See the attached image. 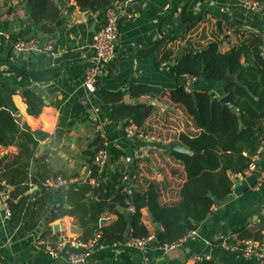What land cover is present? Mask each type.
<instances>
[{
  "label": "crops",
  "instance_id": "1",
  "mask_svg": "<svg viewBox=\"0 0 264 264\" xmlns=\"http://www.w3.org/2000/svg\"><path fill=\"white\" fill-rule=\"evenodd\" d=\"M54 1L61 7V23L58 26L55 23V30L51 33L40 30L43 36L39 37V30H34L33 23L30 30L26 28L27 19L31 17L26 10L27 0H0V98L14 115L16 112L20 114L21 123L48 134L39 141L35 155L43 159L40 162L31 160L29 172L35 173L41 163H45L51 173L78 174V179L70 177L61 185L54 182L56 177L52 175L46 180H53L49 186L54 195L75 188L85 191L86 196L91 192L82 186L87 177H82L86 165L81 153L88 141L98 135L103 143L123 153L110 167L122 168L124 180H133L134 191L155 182L161 188L159 202L176 204L186 174L181 162L173 155L176 151H170L168 143L179 141L182 133L195 134L199 130L187 117L184 108L172 103L167 96L134 97L129 88L132 84H146L165 91L179 87L180 76L171 71L170 62L184 47L187 50L182 57L187 51L215 40L220 52L228 51L249 34L260 35L264 42V0H259L263 4L259 11L245 9L242 5L245 0H134V7L125 0H115L107 9L118 15L119 34L114 58L100 68L92 92H88L83 84L85 70L93 65L90 41L92 33L104 22L107 10L82 11L74 6V0ZM180 18L187 22L181 25ZM177 25L181 26L180 34L171 40ZM17 39H32L39 47L49 46L51 49L15 54L12 43ZM166 51L172 52V60H162ZM47 68L56 70L57 76L44 82L27 80L18 73V70L41 71ZM225 85L224 81L200 80L194 88L213 98H221ZM100 88L120 93L121 100L106 102L99 94ZM27 89L43 100L38 116L27 113L23 96ZM125 95L133 100L132 104L146 103L154 107L142 126V133L154 138L128 137L125 133L127 126H123L127 120L112 119L111 111L124 104ZM82 97H87V103L91 105V112L86 108L91 120L69 126L72 106ZM57 127L65 130L59 145L55 143ZM17 153L15 145H0V164H6ZM257 166L261 173L253 186H249L245 178L234 179L232 172H228L234 184L226 197L230 200L221 205L216 201L207 216L201 222H195L196 229L178 242L157 247L152 240L142 248L131 245L128 240L113 245H94L87 264H195L202 258L220 264H264L254 257L245 258L239 253L222 250L216 243L237 230H260L264 235V153ZM90 183L97 184L93 179ZM7 187L12 189L9 185ZM91 195L97 203V197ZM86 202L91 203L87 196ZM49 214L40 218L34 228L27 229L6 216L0 196V264H68L64 257L50 255L46 246L57 240L77 239L80 234L69 233L67 227L78 224L69 215L49 222ZM100 218L106 219L105 224H108L116 219V215L105 211ZM141 220L149 233L155 235L156 222L147 207L141 209ZM56 224L65 225L66 229L55 230L53 226Z\"/></svg>",
  "mask_w": 264,
  "mask_h": 264
},
{
  "label": "trees",
  "instance_id": "2",
  "mask_svg": "<svg viewBox=\"0 0 264 264\" xmlns=\"http://www.w3.org/2000/svg\"><path fill=\"white\" fill-rule=\"evenodd\" d=\"M74 6L82 11L97 12L107 10L115 0H74ZM31 7L30 16L33 19L34 30L51 33L55 30V23L61 16V7L54 0H27ZM187 20L180 18V24ZM181 26H174L175 39L180 34ZM172 52L166 51L162 60H172ZM244 58V61H242ZM177 76L202 74L203 81H223L227 73L236 75L237 81L224 86V95H228L232 105L239 108L235 113L231 107L222 104L219 98L211 97L205 91H199L192 86L187 92L185 86L165 91L162 88L146 84H132L129 88L131 96H167L172 103L184 108L187 117L192 120L199 132L195 134L179 135V142L193 151V154L175 152L173 155L181 162L186 174L179 194L180 200L176 204L163 205L159 202L160 186L149 182L144 189L140 188L130 195L125 186L124 170L111 169L106 163L102 171L93 159L99 148L104 146L102 139L95 135L88 141L81 153L84 164L88 167L87 178L82 186L89 190L97 203H87L85 191L69 188L54 195L52 187L46 184L50 175L60 176L65 180L78 177V174L67 175L63 172L51 173L45 163L30 173L31 160L36 158L39 141L48 134L40 129H31L26 123H21L0 98V145H15L18 153L9 162L0 164V181L12 189H8L7 199L10 219L19 222L27 229L35 227L37 221L49 214V222H53L64 215L73 217L76 223L83 227V232L77 240L84 243L95 238V246L113 245L119 241L144 238L150 233L141 220V209L147 207L153 222L161 226L156 239L157 247L172 245L188 233L196 229V223L201 222L209 213L210 207L216 201L225 199L231 192L232 181L228 172H241L250 163V155L260 144L264 134V42L260 35L249 34L243 41L226 52H220L218 42L211 41L199 49L187 51L182 59L171 67ZM27 80L44 82L57 76L54 69L41 71L18 70ZM99 94L106 102H119L120 93H113L104 88ZM27 113L38 116L43 100L36 93L27 89L23 92ZM154 107L151 104L136 103L122 104L111 111L113 120L127 121L123 126L134 125L137 133L143 132L142 126L151 115ZM91 120L86 107L81 102L72 106L69 126L80 121ZM139 131V132H138ZM111 163L120 160L123 153L114 146L108 147ZM43 162V161H42ZM96 181V185L90 183ZM102 183L104 185H102ZM264 184V181H263ZM36 186L35 189H32ZM3 188V185H0ZM212 194L213 200L208 195ZM115 203L125 209L132 208L130 220L109 207ZM65 204L70 205L67 209ZM110 211L116 219L108 224L99 225L101 214ZM93 223V226L89 224ZM264 231V229H263ZM241 237L259 239L262 231H236ZM216 243H220L217 241ZM215 243V244H216ZM195 264H220L215 260L202 258Z\"/></svg>",
  "mask_w": 264,
  "mask_h": 264
},
{
  "label": "built area",
  "instance_id": "3",
  "mask_svg": "<svg viewBox=\"0 0 264 264\" xmlns=\"http://www.w3.org/2000/svg\"><path fill=\"white\" fill-rule=\"evenodd\" d=\"M134 0H125L126 2H133ZM243 7L247 10L259 11L263 4L259 0H245L242 3ZM109 9V8H108ZM104 22L99 26L91 36L90 50L92 52L93 65L85 70L84 86L88 92H92L95 89L97 78L99 75L100 68L108 65L114 58L115 43L118 38V15L113 11L107 10L104 15ZM13 51L15 54L32 52L35 50H50L51 47H39L35 40L32 39H17L12 43ZM186 79L184 86L187 92L192 90V86L197 81L196 76L183 75ZM126 136L128 137H140V138H154L153 136L146 135L142 132L137 133L134 126L130 125L125 128ZM108 143L104 142V146L99 148L93 159L94 163L98 166L99 171H102L106 165V158L109 155ZM264 153V134L261 138L260 144L257 146L255 151L250 155L249 165L241 172H233L231 176L234 179H244L251 175L255 171L261 170L257 166L259 157ZM88 174V173H87ZM264 177V175L262 176ZM78 179V177H74ZM126 179V177H124ZM67 180L60 176L54 179V182L58 185L66 183ZM94 181V180H93ZM47 185H52L53 180H46ZM0 196L3 199L5 205V214L10 217V211L7 204L8 187L4 181H0ZM234 185V184H232ZM190 235V234H189ZM100 238V233H96L95 238L89 242L84 243L77 239H62L47 245L46 250L52 256H62L65 258L68 264H87L91 255L92 248L95 244V239ZM154 240V235L149 234L144 238H131L128 239L129 243L133 246L142 248L147 242ZM102 246V245H101ZM171 245H166L168 247ZM222 250L236 252L245 258L254 257L258 260L264 261V235L259 239L244 238L241 237L236 231L229 233L224 237L217 245Z\"/></svg>",
  "mask_w": 264,
  "mask_h": 264
},
{
  "label": "water",
  "instance_id": "4",
  "mask_svg": "<svg viewBox=\"0 0 264 264\" xmlns=\"http://www.w3.org/2000/svg\"><path fill=\"white\" fill-rule=\"evenodd\" d=\"M129 4V6H133L134 7V4L132 2H129L127 3ZM26 10L31 13V7L29 6L28 3H26ZM33 23V19L31 17H28L27 19V26L26 28L28 30L31 29V25ZM61 23V20H57L56 21V26H58L59 24ZM37 35L39 37H42L43 36V33L41 31L37 32ZM187 50V47H184L182 49H180L177 54L174 56V61H171L170 62V65L173 66L175 64L176 61H180V59L182 58V55H183V52ZM185 78L183 76H180L178 78V81H179V85L180 86H183L184 83H185ZM199 80L203 81L204 78H203V75L201 74L199 76ZM224 83L225 84H230L232 82H236L237 81V77L236 75L234 74H231V73H227L226 76L224 77L223 79ZM219 101L226 105V106H229L231 107V110L235 113H238L239 112V108L237 106H234L232 105L231 101H230V98L228 97V95H224L222 96L221 98H219ZM79 102H81L84 106H86L88 112H91L92 108H91V105L89 103H87V97H82L79 99ZM123 103L124 104H129V103H133V100L130 99L129 95H125L124 98H123ZM150 103H152V101L150 100ZM115 106L112 105V108H114ZM15 116L17 118H21L20 114L19 113H15ZM64 133H65V130L61 127H57L56 130H55V143L56 144H61L62 143V140H63V136H64ZM168 146H169V150L170 151H176V152H180V153H188V154H193V151L189 150L188 148H186L185 146H183L179 141H170L168 143ZM106 163L108 165L111 164V157L110 155L107 156L106 158ZM119 167L121 166V164L118 165ZM87 173H88V167L86 166V169H85V172L83 174V178H86L87 177ZM260 176V171H255L253 172L251 175L247 176L245 178V180L247 181L248 185L249 186H253L257 180V177ZM102 185H104L102 183ZM122 186H125L127 187V192L130 194V195H133V192H134V187L135 185H133V180L131 178H128L127 180L123 181L122 183ZM87 196V201L91 202V203H96V200L95 198L91 195V193H87L86 194ZM213 200H215L214 197H212V195H209ZM230 199L229 198H225L223 200H220L218 201V204H225L226 202H228ZM65 208L69 209L70 208V205L66 204L64 205ZM109 207L111 209H114L116 212L118 213H121L126 220H130L131 218V214H132V211L130 209H125L123 208L122 206L120 205H117L115 203H110L109 204ZM197 222V221H195ZM106 223V219H100L99 221V225H103ZM94 224L91 223L89 224V226H93ZM156 227H157V230H156V233L154 235V240H153V244H155L156 242V239L158 238V235L160 233V224L159 223H155ZM53 228L55 230H59V229H66V226L65 225H59V224H56L53 226ZM68 231L69 233L71 234H81L83 232V227L81 226H78V225H75V224H71L69 225L68 227Z\"/></svg>",
  "mask_w": 264,
  "mask_h": 264
}]
</instances>
